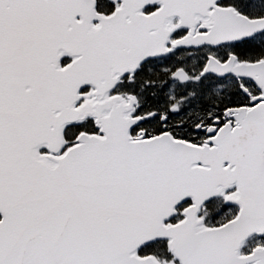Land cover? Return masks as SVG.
Wrapping results in <instances>:
<instances>
[{
  "label": "snow or ice",
  "instance_id": "obj_1",
  "mask_svg": "<svg viewBox=\"0 0 264 264\" xmlns=\"http://www.w3.org/2000/svg\"><path fill=\"white\" fill-rule=\"evenodd\" d=\"M0 264H264V0H0Z\"/></svg>",
  "mask_w": 264,
  "mask_h": 264
}]
</instances>
